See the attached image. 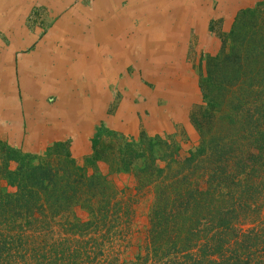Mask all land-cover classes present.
<instances>
[{
    "label": "trees",
    "instance_id": "obj_1",
    "mask_svg": "<svg viewBox=\"0 0 264 264\" xmlns=\"http://www.w3.org/2000/svg\"><path fill=\"white\" fill-rule=\"evenodd\" d=\"M261 6L237 15L229 47L206 62L197 147L182 158L178 148L155 155L159 138L132 149L130 160H143L136 191L153 196L142 254L121 260L136 213L106 176L86 174L69 154L33 164L13 150L6 161L16 167L5 163L2 178L14 190L0 191V264H264Z\"/></svg>",
    "mask_w": 264,
    "mask_h": 264
},
{
    "label": "rangeland",
    "instance_id": "obj_2",
    "mask_svg": "<svg viewBox=\"0 0 264 264\" xmlns=\"http://www.w3.org/2000/svg\"><path fill=\"white\" fill-rule=\"evenodd\" d=\"M101 1L102 8L107 6L106 12L98 9L93 13L91 10L94 18L90 16L87 19L90 21L76 19L70 25L95 29L94 48L99 49L98 57L91 65L97 73L91 84L84 82L86 88L80 89V80L85 81V70L82 62L74 59L75 65L71 60L63 71L65 84L69 83L65 85L66 89L60 86L44 91L40 87L39 95L33 97L27 88L31 80L25 77L24 71L33 63L31 76L38 78L43 68L29 56L48 35L57 32L52 31L57 22L64 23L73 8L91 9L93 0H61L60 10L50 9L48 0H0V191L14 190L2 178L5 163L7 169L16 167L14 161H6L11 151L17 150L33 164L55 165L69 154L86 174L98 172L106 176L121 197L132 198L136 215L129 235L130 244L121 258L128 262L144 252L148 213L153 200L151 192L136 191L133 173L143 165V160H130L132 149L143 151V142L159 138L163 151L156 150L155 155L178 148L182 158L197 147L200 137L194 119L200 118L203 112L199 79L205 73L206 62L229 47L228 35L237 15L245 9L258 8L259 4L262 5L259 9L264 11V0L236 12L230 8L233 0H171V5L162 9L165 13L160 15H164L161 22H157L158 34L163 37L161 44H164L165 57L162 58L156 55L140 58L138 55L144 44V32L138 21L142 23L143 18L134 20L133 17L141 14V9L150 5L151 0ZM239 2L244 5L242 0ZM155 9V13H161L158 6ZM124 14L131 16L127 22ZM113 25L123 32L132 54L123 63L113 61L114 49L96 38V31L111 30ZM116 40L119 42V38ZM27 61L30 62L27 64ZM106 62L108 80L103 81L102 65ZM150 63L154 72L148 67ZM71 65L75 67L71 68ZM178 95L182 97L180 101ZM27 98L35 103L32 111L29 110L30 102L26 105ZM59 98L62 101L68 98L69 102ZM130 142H134L132 147L128 145ZM158 164L163 165L162 162ZM74 216L83 220L88 217L79 208L74 209Z\"/></svg>",
    "mask_w": 264,
    "mask_h": 264
},
{
    "label": "bare ground",
    "instance_id": "obj_3",
    "mask_svg": "<svg viewBox=\"0 0 264 264\" xmlns=\"http://www.w3.org/2000/svg\"><path fill=\"white\" fill-rule=\"evenodd\" d=\"M84 1V0H83ZM114 1V0H113ZM120 1V0H119ZM49 4H50V9L53 10H59L60 6H61V0H48ZM135 2V0L133 1ZM150 5H148L147 7H145L142 10L141 14H135V16L133 17L134 20H139L140 16L143 18L142 23L139 22V26L140 28H142L143 33V40H144V44L141 45L142 46V51H140L138 55H140V58H152L155 57V55L158 57L164 56L165 54L163 53V45L161 44V40L163 39V37L161 35H159L158 33V26H157V22L160 23L161 19L164 17V15L161 17L160 15L165 13L163 12L166 9V6L169 7L171 5V0H151L149 1ZM46 3V2H45ZM81 3V2H80ZM119 3V2H118ZM48 4V5H49ZM78 4V3H77ZM115 5V4H114ZM47 6V5H46ZM76 6V5H75ZM79 6H81L79 4ZM103 4H101V0H93L92 3V8H82V7H76L72 9V13H69L66 17H65V22L64 23H59L57 22L56 28L52 31L57 30V32H54L50 35L47 36V38L44 40V42L38 46L37 50L31 55L30 60H32V62L34 61H38L41 64V67L43 68V72L42 75L38 78H33V76H31V72L33 71L32 69V64L29 65V67L27 66V69H25V77H27V79L31 80V83H27L29 88V95L35 97V95H39L38 89L41 87L44 91L45 89L49 88H53V87H59L62 86V89H66L65 85H67V83L65 84V75H63V71L66 70V65L67 62L69 63V61L74 59H79L80 62H82L81 66L84 68L85 70V81H82V79L80 80L79 83L80 84V89L81 88H86L87 85L83 84L88 83V85L91 84V80L92 78L97 74H95V72H93L92 70V63L93 61L98 57V49L94 48V36L93 34L95 33V29H86V28H77L76 26H70L72 24L75 23L76 19H79V21L81 20L84 22H88L90 20L89 19L90 16H93L94 18V14H91V10H93V13L95 10H104L107 8H102ZM116 6V5H115ZM130 6V5H129ZM159 7L161 9V13L157 14L155 13L154 10H156V7ZM88 7V6H87ZM154 7V9H153ZM141 8V6H140ZM116 9V8H115ZM164 9V10H162ZM118 10V9H117ZM103 12H106L105 10ZM119 12V11H118ZM127 12V11H124ZM174 12V11H173ZM108 13V12H107ZM144 13H146L144 15ZM159 13V12H158ZM115 14V13H114ZM168 14V13H167ZM129 15V16H128ZM79 16V17H78ZM104 16V15H103ZM52 17V16H51ZM125 19L124 21L127 22L128 19L130 18V14H127L123 16ZM54 20V19H53ZM131 21V20H130ZM52 22V21H51ZM95 22H93L94 24ZM99 23H102L99 21ZM118 24H120L121 22H116ZM124 24V23H123ZM55 25V23L53 24ZM138 25V24H137ZM136 25V26H137ZM125 26V24H124ZM132 26V25H131ZM128 26L126 25V28ZM138 27V26H137ZM129 28V27H128ZM132 28V27H131ZM99 29V28H98ZM136 29V28H135ZM139 30V29H138ZM137 30V32H138ZM141 30V29H140ZM170 31V30H168ZM20 32V31H18ZM17 32V33H18ZM98 32L97 35V39L100 43L102 44H107L108 47H112V49H114L113 53V61L115 62H120L123 63L125 61V59H128L129 57H131V52L129 50V46L128 44L125 42L124 38H123V32L119 29V27H115L113 25V28L111 30H99L96 31ZM136 32V31H135ZM134 32V33H135ZM25 32H23L24 34ZM22 34V35H23ZM111 34V36H109ZM21 35V32H20ZM25 35V34H24ZM135 35V34H133ZM139 35V34H138ZM186 35V34H185ZM21 37V36H20ZM129 37V35H128ZM127 37V38H128ZM132 37V36H131ZM165 37V36H164ZM117 38H119V42L118 40H116ZM120 38H123V40H120ZM166 38V37H165ZM131 39V38H129ZM142 40V41H143ZM173 40V39H172ZM20 41V40H19ZM138 41V40H137ZM174 41V40H173ZM118 42V43H117ZM129 42V40H128ZM135 42V40H134ZM141 42V41H140ZM133 43V42H132ZM164 43V42H163ZM170 43V42H169ZM136 44V43H133ZM140 44V43H138ZM18 45V44H17ZM19 46V45H18ZM128 46V48L126 47ZM23 47V46H21ZM137 47V46H136ZM20 48V47H19ZM24 48V47H23ZM160 49V52H158L157 50ZM102 49V48H100ZM107 50H105L106 52ZM139 51V50H138ZM157 51V53H156ZM173 52V51H172ZM107 53V52H106ZM105 53V54H106ZM163 53V54H162ZM100 55V54H99ZM138 60V59H137ZM76 61V60H75ZM155 61V60H154ZM30 62V61H29ZM27 61V64L29 63ZM108 62V61H107ZM106 62V63H107ZM153 62V61H152ZM156 62V61H155ZM72 64L75 65V63L73 62ZM95 64V63H94ZM70 65V64H69ZM73 65V66H74ZM114 65V63H113ZM7 66V65H6ZM73 66L71 65V68H73ZM100 66V65H99ZM102 73H103V77L102 80L103 81H107L108 79V63L107 64H103L102 65ZM161 66V65H160ZM75 67V66H74ZM115 67V65H114ZM139 67V65H138ZM137 67V68H138ZM149 69L154 72L155 69L153 67V65H151V63L149 64ZM118 68V67H117ZM45 69V70H44ZM114 69V68H113ZM120 69V68H119ZM123 69V68H122ZM127 69V68H126ZM132 69V68H131ZM69 70V69H68ZM96 70V69H95ZM94 70V71H95ZM98 70V69H97ZM125 70V69H124ZM147 70V69H146ZM76 71V70H75ZM83 71V70H82ZM114 71V70H113ZM21 72V70H20ZM70 72V71H69ZM97 72V71H96ZM108 72V73H107ZM126 72V71H125ZM147 72V71H146ZM81 73V72H80ZM23 74V73H22ZM75 74V73H74ZM77 74V73H76ZM83 74V73H82ZM20 75V74H19ZM36 75V74H35ZM70 75V73H69ZM116 75V74H115ZM118 75V74H117ZM113 76V74L111 75ZM78 77V76H77ZM74 79V77H72ZM97 78V77H96ZM112 78V77H110ZM114 78V77H113ZM125 78V77H124ZM72 79V80H73ZM78 79V78H77ZM59 80V81H58ZM69 80V79H68ZM125 80V79H124ZM75 81V80H74ZM78 81V80H77ZM76 81V82H77ZM73 82V81H72ZM123 82V81H122ZM69 84V83H68ZM98 84V83H97ZM1 86V85H0ZM15 86V85H14ZM85 86V87H84ZM99 86V85H98ZM105 86V85H103ZM10 87V85H9ZM77 87V86H76ZM3 88V87H2ZM96 88V87H95ZM101 88V87H99ZM171 88V87H170ZM4 89V88H3ZM48 89V90H49ZM73 89V88H72ZM98 89V88H97ZM103 89V88H102ZM101 89V90H102ZM132 89V88H131ZM47 90V91H48ZM96 90V89H95ZM2 91V89H1ZM4 91V90H3ZM103 91V90H102ZM96 92V91H95ZM70 94V93H69ZM96 94V93H95ZM56 95V92H55ZM62 95V94H61ZM88 95V94H87ZM90 95V94H89ZM88 95V96H89ZM93 95V94H92ZM177 96V95H176ZM61 97V96H60ZM87 97V96H86ZM64 98V97H63ZM73 98V97H72ZM89 98V97H88ZM101 98V97H100ZM179 98V95H178ZM182 98V97H180ZM179 98V101L181 100ZM3 99V98H2ZM99 99V98H98ZM103 99V98H102ZM28 100V98H27ZM26 100V105L30 102V111L33 110V108H31L35 103L32 102L30 99V101ZM36 100V99H34ZM47 100V99H46ZM59 100L62 101V99L59 98ZM7 101V100H5ZM65 103L69 102V99H65L64 100ZM62 101V102H64ZM92 101V100H91ZM172 101V100H171ZM39 102V101H38ZM37 102V103H38ZM177 102V101H176ZM81 103V102H80ZM87 103V102H86ZM90 103V102H89ZM175 102H173L174 104ZM53 104V103H52ZM48 105V104H47ZM59 105V104H58ZM64 105V104H63ZM78 106V104H77ZM97 107V106H96ZM85 108V106H84ZM98 108V107H97ZM81 110V109H80ZM12 111V110H11ZM15 111V110H14ZM13 112V111H12ZM16 112V111H15ZM8 114V113H7ZM11 114V113H9ZM12 114H15L14 112ZM3 116V115H2ZM10 116V115H9ZM155 121V120H154ZM157 121V120H156Z\"/></svg>",
    "mask_w": 264,
    "mask_h": 264
},
{
    "label": "crops",
    "instance_id": "obj_4",
    "mask_svg": "<svg viewBox=\"0 0 264 264\" xmlns=\"http://www.w3.org/2000/svg\"><path fill=\"white\" fill-rule=\"evenodd\" d=\"M132 1H134V0H132ZM258 1H260V0H242V3H244V5H241V2L238 3V0H233L234 3L230 5V8L232 9V11L234 10L236 12L238 9H241L242 7H245L248 5H254ZM101 3H102V1H101ZM60 8H61V6H60ZM53 14H55V11Z\"/></svg>",
    "mask_w": 264,
    "mask_h": 264
}]
</instances>
